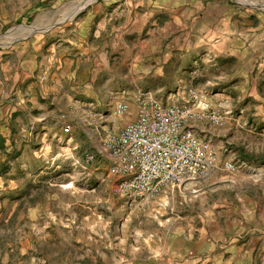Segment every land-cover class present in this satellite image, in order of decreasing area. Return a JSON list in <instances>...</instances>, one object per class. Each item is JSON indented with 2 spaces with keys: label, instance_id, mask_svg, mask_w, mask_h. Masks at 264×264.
Returning <instances> with one entry per match:
<instances>
[{
  "label": "crops",
  "instance_id": "obj_1",
  "mask_svg": "<svg viewBox=\"0 0 264 264\" xmlns=\"http://www.w3.org/2000/svg\"><path fill=\"white\" fill-rule=\"evenodd\" d=\"M248 8L228 0H0V31L35 27L0 48L4 149L46 137L58 153L67 134L88 131L100 140L135 117L136 95L166 101L171 90L200 85L217 88L220 102L206 93L211 105L243 98L250 107L245 114L264 120V16ZM64 9L71 18H62ZM118 100L129 110L114 125L101 107L110 114ZM227 112L221 128L195 123L194 131L206 137V126L223 136L232 118ZM234 116L238 125L241 115ZM211 144L218 163L221 153L231 154L223 142ZM262 181L215 167L208 178L187 182L180 196L194 203L196 227L172 234V264H251L254 252L264 250V236L259 243L250 227L263 218ZM175 203L169 200L170 209Z\"/></svg>",
  "mask_w": 264,
  "mask_h": 264
},
{
  "label": "rangeland",
  "instance_id": "obj_2",
  "mask_svg": "<svg viewBox=\"0 0 264 264\" xmlns=\"http://www.w3.org/2000/svg\"><path fill=\"white\" fill-rule=\"evenodd\" d=\"M228 1L243 8L250 6L248 9L264 16V0ZM67 11H62V18H71ZM33 29L17 24L6 26L0 31V48H8L15 33ZM215 72L211 74L216 76ZM213 86L200 85L197 90L205 95L210 92L212 102L217 103L220 100L214 93L218 90ZM175 90L185 91L176 88L171 92ZM230 94L233 96L231 89ZM216 107L224 116L229 109L232 117L228 118L223 136L206 126L202 128L206 136L203 138L218 145L223 142L231 153H221L219 163L216 157V167L221 168L230 159L237 164L239 173L264 179V165L247 161L238 152L242 148L251 154H264V120L250 119L253 117L245 114L250 107L243 98L234 97ZM105 109L101 107L103 117L107 115L112 124L116 117ZM233 113L241 115L238 125ZM77 134L61 139L63 150L58 153L52 145L47 148L52 139L46 137L19 149H0V264L175 263L172 234L181 226L185 230L196 227L195 217L190 216L195 207L189 196L184 197V203L175 188H166L151 204L130 202L118 191V179L107 175L108 159L101 145L107 133L100 134V140L89 139L90 131L86 136ZM86 153L93 154L92 162H84ZM170 199L176 201L173 209L169 207ZM262 216L250 226L252 235L260 237L259 243L264 236V212ZM251 264H264V250L254 252Z\"/></svg>",
  "mask_w": 264,
  "mask_h": 264
},
{
  "label": "built area",
  "instance_id": "obj_3",
  "mask_svg": "<svg viewBox=\"0 0 264 264\" xmlns=\"http://www.w3.org/2000/svg\"><path fill=\"white\" fill-rule=\"evenodd\" d=\"M170 94L166 101L138 95L135 117L101 140L109 158L107 175L118 179L117 189L127 200L142 206L151 204L166 188L184 194L187 182L208 178L216 167L214 147L198 136L192 123L221 128L224 113L195 88ZM128 110V102L118 100L110 114L121 116ZM86 117L92 113L86 112ZM93 159V154H84L85 163ZM221 168L231 176L237 164L228 159Z\"/></svg>",
  "mask_w": 264,
  "mask_h": 264
},
{
  "label": "trees",
  "instance_id": "obj_4",
  "mask_svg": "<svg viewBox=\"0 0 264 264\" xmlns=\"http://www.w3.org/2000/svg\"><path fill=\"white\" fill-rule=\"evenodd\" d=\"M4 149L3 146V139L0 138V149ZM239 154L241 155V157L245 160H250V161H256L262 165H264V154H251L248 153L247 151L243 150L242 148L238 149Z\"/></svg>",
  "mask_w": 264,
  "mask_h": 264
}]
</instances>
